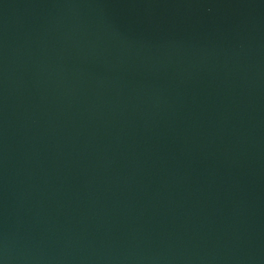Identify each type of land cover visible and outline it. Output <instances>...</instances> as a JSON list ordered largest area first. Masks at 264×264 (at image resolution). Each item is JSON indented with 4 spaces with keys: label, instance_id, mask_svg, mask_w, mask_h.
<instances>
[{
    "label": "water",
    "instance_id": "1",
    "mask_svg": "<svg viewBox=\"0 0 264 264\" xmlns=\"http://www.w3.org/2000/svg\"><path fill=\"white\" fill-rule=\"evenodd\" d=\"M0 264H264V0H0Z\"/></svg>",
    "mask_w": 264,
    "mask_h": 264
}]
</instances>
